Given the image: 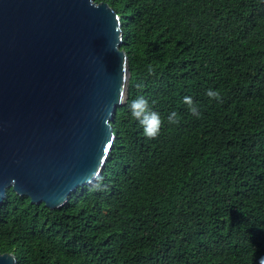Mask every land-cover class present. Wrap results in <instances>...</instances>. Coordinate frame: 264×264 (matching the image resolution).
<instances>
[{
  "label": "trees",
  "instance_id": "trees-1",
  "mask_svg": "<svg viewBox=\"0 0 264 264\" xmlns=\"http://www.w3.org/2000/svg\"><path fill=\"white\" fill-rule=\"evenodd\" d=\"M97 1L120 16L131 73L106 164L57 207L9 187L0 252L16 264H260L264 0ZM139 95L164 119L155 139L131 117Z\"/></svg>",
  "mask_w": 264,
  "mask_h": 264
},
{
  "label": "water",
  "instance_id": "water-1",
  "mask_svg": "<svg viewBox=\"0 0 264 264\" xmlns=\"http://www.w3.org/2000/svg\"><path fill=\"white\" fill-rule=\"evenodd\" d=\"M122 41L106 1L0 0V202L12 187L61 206L100 174L128 97ZM16 263L0 252V264Z\"/></svg>",
  "mask_w": 264,
  "mask_h": 264
},
{
  "label": "clouds",
  "instance_id": "clouds-1",
  "mask_svg": "<svg viewBox=\"0 0 264 264\" xmlns=\"http://www.w3.org/2000/svg\"><path fill=\"white\" fill-rule=\"evenodd\" d=\"M206 95L210 99H214L217 101H220L222 99L219 91L213 90L211 88L206 91ZM183 102L188 106V111L193 116L197 118L201 117L202 113L200 112L199 106L196 102L193 101L192 97L185 96L183 98ZM129 111L131 117L134 120L138 121V123L142 127L143 134L145 137L149 139H155L160 135L161 129L164 124V119L162 118V116L158 111L153 109L149 100L144 95H139L135 99L129 102ZM167 120L169 124H179L180 123L179 114L173 111L168 115ZM105 123H107V121H105ZM92 179H99V178L93 175ZM98 186L99 185H97V187ZM260 264H264V257H261Z\"/></svg>",
  "mask_w": 264,
  "mask_h": 264
}]
</instances>
